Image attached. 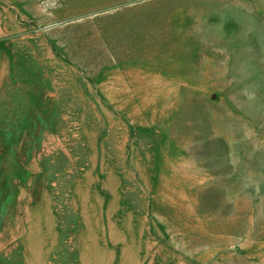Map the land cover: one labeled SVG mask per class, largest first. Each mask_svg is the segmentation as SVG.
Masks as SVG:
<instances>
[{
	"label": "rangeland",
	"instance_id": "1",
	"mask_svg": "<svg viewBox=\"0 0 264 264\" xmlns=\"http://www.w3.org/2000/svg\"><path fill=\"white\" fill-rule=\"evenodd\" d=\"M49 2L0 0V264H264V0Z\"/></svg>",
	"mask_w": 264,
	"mask_h": 264
},
{
	"label": "clouds",
	"instance_id": "2",
	"mask_svg": "<svg viewBox=\"0 0 264 264\" xmlns=\"http://www.w3.org/2000/svg\"><path fill=\"white\" fill-rule=\"evenodd\" d=\"M56 6H58V0H50L48 7L49 8H55ZM46 27L49 29H52V28L58 27V25L53 24V25H48Z\"/></svg>",
	"mask_w": 264,
	"mask_h": 264
}]
</instances>
